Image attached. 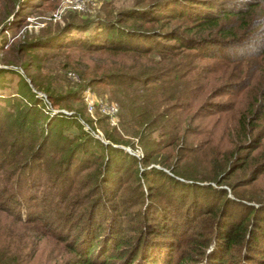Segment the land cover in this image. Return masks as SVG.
<instances>
[{"label": "trees", "instance_id": "trees-1", "mask_svg": "<svg viewBox=\"0 0 264 264\" xmlns=\"http://www.w3.org/2000/svg\"><path fill=\"white\" fill-rule=\"evenodd\" d=\"M54 1L0 0V50L16 53L7 63L26 71L32 61L22 60L21 54L36 49H77L79 59L83 55L94 58L91 64L78 60L77 69L88 77L86 85L103 86L110 99L119 103L121 132L135 139L142 152L135 156L124 150L123 146L132 144L115 132V126L104 130L103 138L97 137L91 119L58 111L64 94L55 95L39 86L32 91L25 76L19 77L17 68H6L5 63L6 67H0V89L6 72L18 78L16 95L9 93L0 104V223L10 229L14 223L20 226L17 213L23 201L29 204L28 214L39 221L42 218L30 205L35 202L40 212L53 219L46 218L57 227L69 252L63 264H264V211L261 214L250 205L230 200L225 189L199 184L225 181L220 175L228 174L227 168L238 162L240 152L247 153L244 163L248 166L264 167V154L258 152L260 158L251 154L260 147V140L252 135L257 130L250 118L264 116V81L248 90L246 116L240 118L226 151L221 150L224 155L214 142L211 145L213 151L206 161L217 169L208 180L195 177L197 172L170 168L173 175L190 181L185 184L155 166L157 161L165 164L161 150L173 147L184 153L193 149L183 142V127L190 117L177 128L178 113H172L176 104H167L183 89L178 90L176 81L163 74L161 61L176 55L187 69L181 60L224 59L240 48L248 49L247 43L232 37L227 22L231 17L246 22L260 1L136 0L116 12L67 21L11 46L12 39L3 32L23 28L24 38L27 9ZM116 54L128 61L109 62L101 57ZM140 57H147L146 62ZM136 84L138 89L133 88ZM226 88L222 83L215 91L226 93ZM38 92L45 93L55 114H50ZM97 119L104 122L106 117ZM165 132L170 133L166 136ZM191 159H198L194 152ZM42 181L48 185L39 191ZM250 181L241 182L248 185ZM236 187H231L236 192L233 198H253L240 194ZM258 205L257 209L264 208ZM6 215L16 221L6 220ZM2 231L0 264H22L19 232L11 229L5 236Z\"/></svg>", "mask_w": 264, "mask_h": 264}, {"label": "rangeland", "instance_id": "rangeland-1", "mask_svg": "<svg viewBox=\"0 0 264 264\" xmlns=\"http://www.w3.org/2000/svg\"><path fill=\"white\" fill-rule=\"evenodd\" d=\"M134 1L136 0H88L84 10L76 11L66 8L57 15H53V13L56 12L62 0H60L58 7H56L57 0L51 5L43 3L27 9L30 13L27 14L24 20V26L28 30L24 38L21 37L24 33L23 28L17 31L9 30L3 32V34L10 37L12 39L10 45L15 46L23 39H32L50 32L67 21L78 20L81 22L95 15L103 16L107 14L106 11L109 13L116 12L121 8L132 5ZM258 1H260V4L253 9V13L250 14L246 22H241L239 18L235 17H231L227 22V27L232 30V37L236 38L239 43H247L248 49L243 50L240 48L235 53L224 55V59L181 60L184 61L187 69L181 67L180 60L176 55L168 56L161 61L163 74L169 77L168 80L173 78L176 81L178 90L183 89V91L181 90V92L173 97V100L167 101L168 106H170L171 102L176 104L172 109V113H178L176 115L177 128H181V120L183 122L187 117H190L189 122L183 127L185 129L183 142L185 146L193 147V149L186 150L184 153L177 151L173 147L166 151L161 150L160 156L165 161V164L160 165L157 161L155 165L178 182L186 184L190 181L173 175L170 172L171 169H184L188 174L190 172H197L195 177L204 176L207 180L209 179L207 177L216 171L217 168L214 167V164L209 160L206 161L210 157L209 153L213 151L211 145L214 142V148L220 151L221 155H224V152L221 150L228 148V141L235 134L236 125L240 122L242 115L245 114L246 116L248 96L251 93H247L248 90L257 83L264 81V55H261L264 52V0ZM55 2L56 5H54ZM0 26L2 29V24ZM41 52L47 53L41 55ZM79 53L81 51L77 49L58 51L31 50L25 54H21L22 60L29 59L32 61L27 70L22 72L18 66H11L7 63L11 59H14L16 55L15 51L11 53L7 50H0V67H6L3 65L5 63L9 65L6 68L15 66L16 70L20 73L19 77L25 76V81L30 88H33L32 91H35L37 86H39L49 89L55 95L64 94L63 101L58 102L61 107H56L58 111L66 115L75 112L82 118L91 119L94 124L93 127L97 130L96 136L103 138L104 130L110 131L111 125L108 123L107 118L104 122L97 119L98 116H103L97 110L94 111V115L92 116L87 113L84 105V96L87 94L85 91L87 90L88 94L94 96L97 100L109 99V101L115 102L120 115H123V109L116 100L110 99L107 89L103 86L86 85L88 77L82 75L77 69V61L81 60L86 64H91L94 62V58L83 55L79 59L77 56ZM101 57H105L109 62L116 59L119 63L125 64L128 61L127 57L123 54L101 55ZM146 59L147 57L139 58L141 62H146ZM205 66L208 68L203 70ZM17 78L11 72H6L5 76L1 77L4 88L0 89V104L4 102L2 97L7 96L9 93V96L16 95ZM222 83H226L227 88L224 91L226 93L215 91V87ZM138 85H134L133 88L138 89ZM37 96L47 104V108L51 110V115L57 112L46 102L45 93L38 92ZM25 99L26 96L22 95L20 101L24 102ZM117 118L119 121V114H117ZM250 118L252 122L255 121V129L257 130L252 135L256 134L257 140H260V147L258 150L252 151L251 154L260 158L261 156L258 152L264 154V116H261L259 119L253 116ZM118 123L117 127H115V132L119 133V136L123 140H126L128 144H132L125 145L122 148L127 152L133 153L135 156H141V146L136 143L135 139L130 138L127 134H123ZM84 127L88 129L86 125ZM169 133L165 132L164 134L167 136ZM177 134L181 135V132L177 131ZM220 144L221 148L218 150L217 147ZM163 152L167 153L162 154ZM193 152L198 159H191ZM186 153H189V155H186ZM239 154L241 155H237L238 162L227 168L228 174L226 176L220 175V178L226 177L225 181H222L221 184L213 181H202L199 184L210 185L218 190L220 188L225 189L226 196L230 200L250 205L262 214L264 208L261 210L257 208L259 207L258 204L264 206V167L255 169L252 165L248 166L244 163L245 159L248 158L247 153L240 152ZM239 167L241 169H238ZM252 169V175L246 176L248 170ZM244 179L252 181H250V184L244 185L241 182ZM237 184L239 186L235 188L237 192L244 196H253V198H233L236 192H232L231 187ZM46 185H48L47 181H42L39 191H43ZM35 204L33 202L30 205L36 210V216H40V218L45 220L39 219V221L35 222L34 216L29 215L27 212L29 204L23 201L18 207L19 213H17L20 215L19 220L21 224L19 226L14 223L11 228L13 231L19 232L21 241L19 248L24 255L22 264H63L69 252L56 232L58 231L57 227L51 224L49 219H46L50 217L49 214L40 212L39 208L35 207ZM4 218L6 220L13 219L10 216L7 217V215ZM13 220L16 221V219ZM200 222L199 220L197 225ZM0 229L3 230V233L5 232V236L11 232V229L3 223H0ZM183 231H185V228ZM190 231L193 232L194 229ZM12 237H14L13 241L15 236L13 235Z\"/></svg>", "mask_w": 264, "mask_h": 264}, {"label": "built area", "instance_id": "built-area-1", "mask_svg": "<svg viewBox=\"0 0 264 264\" xmlns=\"http://www.w3.org/2000/svg\"><path fill=\"white\" fill-rule=\"evenodd\" d=\"M87 1L88 0H62V3L57 8L56 12H54L55 14L53 13V15L63 12V10L66 8L74 9L76 11L84 10ZM85 92L87 94L84 96V105L86 107L87 113L92 116L94 115V111L97 110L101 115L107 118V121L111 126L117 127L118 106L116 103L109 101V99L97 100L94 96L88 94L89 92L87 90Z\"/></svg>", "mask_w": 264, "mask_h": 264}]
</instances>
